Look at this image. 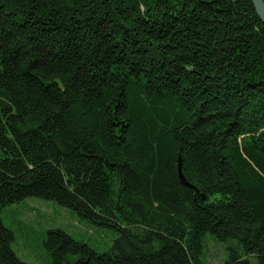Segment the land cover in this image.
Listing matches in <instances>:
<instances>
[{"label":"trees","instance_id":"16d2710c","mask_svg":"<svg viewBox=\"0 0 264 264\" xmlns=\"http://www.w3.org/2000/svg\"><path fill=\"white\" fill-rule=\"evenodd\" d=\"M181 160L186 180L178 174ZM54 201L52 264H264V23L252 0H0L1 212Z\"/></svg>","mask_w":264,"mask_h":264},{"label":"rangeland","instance_id":"374dc122","mask_svg":"<svg viewBox=\"0 0 264 264\" xmlns=\"http://www.w3.org/2000/svg\"><path fill=\"white\" fill-rule=\"evenodd\" d=\"M4 224L14 232L13 249L27 264H52L44 241L51 230H62L79 242H84L99 253L110 250L117 232L81 220L69 208L54 201L27 198L1 212ZM205 257L211 264H226L230 257L229 245L205 237Z\"/></svg>","mask_w":264,"mask_h":264},{"label":"water","instance_id":"95a60500","mask_svg":"<svg viewBox=\"0 0 264 264\" xmlns=\"http://www.w3.org/2000/svg\"><path fill=\"white\" fill-rule=\"evenodd\" d=\"M255 10L260 17L261 21L264 23V0H252ZM178 174L181 182L187 187L197 190L195 186L191 185L185 178L182 170L181 160L179 159L178 163Z\"/></svg>","mask_w":264,"mask_h":264}]
</instances>
